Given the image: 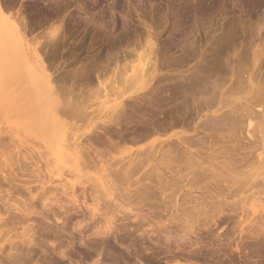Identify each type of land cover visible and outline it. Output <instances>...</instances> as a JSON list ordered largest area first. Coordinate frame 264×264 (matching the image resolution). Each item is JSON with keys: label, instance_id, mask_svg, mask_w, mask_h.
I'll return each instance as SVG.
<instances>
[{"label": "bare ground", "instance_id": "1", "mask_svg": "<svg viewBox=\"0 0 264 264\" xmlns=\"http://www.w3.org/2000/svg\"><path fill=\"white\" fill-rule=\"evenodd\" d=\"M16 2L17 0H0V80H5L4 85L2 83L3 88L0 89V97L3 99L2 103H0L2 109V112H0V125H7L6 127L8 128V131H5L6 129H0V136L3 133H7L6 135L8 136H5L9 140L8 141L5 136H2V138L0 137V264H4V262H6L5 264L34 263V260H31V254L35 247L43 250V245L41 243L48 245V248H50L52 252H55L61 259H68L70 261L71 258L68 253H72L77 244L80 245V248L83 247L82 249L86 248L89 256L90 254L91 256L95 254L99 259L100 257L103 258V254L106 256L104 252L113 249V246H118L126 251L125 253L129 258H133L137 263L138 261H143L139 263L142 264L146 262L144 260L148 262L150 258L148 254L151 253L149 250H151L152 245L154 246L153 240L149 237V234L145 233V228L151 226L153 222L156 226L166 228L168 225L180 227L179 224H181V218L184 214H179V211L183 213L184 210L182 209H186L184 206H188L187 209L189 210H186L190 212L191 222H187L188 224H186L187 226L185 225L184 228L188 231L185 233L183 229L184 235H182L175 246L183 253L186 246H202L198 247L197 252L188 255L185 259L187 260V262L185 261L186 263L176 262L174 264H193L195 263V261L193 262L194 258L197 260L200 256L203 260L201 262L205 264H256L257 262V264H264V238H260L258 235L247 234L245 235V239L241 236L240 240H244L240 242L242 247L240 246L241 249H239L237 245L238 247H235V251L242 253L240 256H244V259L239 260V257V262L235 261L237 263L233 262V257H231L233 259L232 261L228 258L230 262L227 259L228 263L224 261L225 257H229L228 253L231 248L228 253L226 252L227 255L220 253L224 250L228 251V248L222 245L225 244L227 246L226 243H228L230 246V237L227 236V238L225 236L226 238L225 240L223 239V241L226 242L224 243L222 242V237L220 238L218 234L213 236L214 239L212 241L207 242L208 240H206L208 236H210L212 228L221 222L222 219L236 216V214H239V212H237L239 209L245 211V203L244 205L240 204L244 207L240 206L236 210V207L234 208L235 205H238L235 204L236 202L231 203L232 205L227 202L229 196L228 190H223L220 180L217 179L222 177L223 172H225L224 176H227L229 172L240 170V166L249 168L254 162L255 164H263L264 152H258L259 150L256 152V149L261 148H258L257 145L254 146V144L249 151L248 144L243 142L245 139L243 138V140L239 135V128L241 124L244 123L243 125H246V128L242 125L243 129H240L241 131L245 130V132H241V135H243L242 137L245 136V138L249 139L255 135L259 142H263L262 139H264V137L260 139V136L264 135V106H262V108L257 107L258 110H255L256 108L253 110L251 102H249L250 105L247 103L246 105L238 103L234 108L232 107L233 109L231 108L228 110L227 114L223 112L217 115L223 108H227L226 106L233 104H229L226 99L223 98L220 102H223L221 107L219 105V107L211 111L210 114H204L199 118L201 119L204 117V125L206 127L211 125L214 134H219L214 138H210V140L216 143H221L225 140V142L234 145L232 153L225 150L223 147L222 150L215 151L216 153L213 152L214 154H218V156L211 158L213 157L211 153V157L209 155L207 156L206 160H210V163L216 161L215 164H212L218 167L212 166L209 162H202L201 158L199 159V155L196 154L198 151H193V149L198 146L197 144H200V140L202 143L203 139L198 137L199 134H196L197 137L196 135H192L194 137L193 139L192 136L189 137L175 133L165 140H154L149 146H146L145 149L131 153L128 158H115V156L110 154L111 149L116 146L114 140L117 139L122 142L127 141V139L125 141L123 138L122 133L124 132H121L124 120L126 124L133 122L136 129L134 131L132 130V132H135L134 134L139 135V137L143 135L147 137L148 135L151 136V134L158 135L163 132L165 128L169 127L170 124L172 125L174 122L178 123L175 119H178L176 116L180 113V103H183L185 112L188 114L190 112L189 115L192 116L193 114L191 113L194 110L198 109L200 112H203L201 110H209L213 107V104L215 107V103L219 102L223 96L219 98L215 93L217 91L216 89H218L217 87L214 90V86L212 88L208 85L207 81L204 82L206 79H202V81L200 76H196L200 74V70L198 71L199 74H195L193 71L194 75L191 73V77H184L185 79L182 80L181 85L175 82L177 80H174V84L172 83L173 86L171 87L168 85L170 88L165 89V91L162 90L164 87H160V85L158 86L161 89L158 86L155 87L158 81L159 83L160 81L164 83L166 78L161 74L162 69L160 70L161 66L158 64V58L161 54H159V50L156 47V43L153 42L152 37L148 35L138 40V42L136 41V43H134V41L130 42L129 40L130 43L128 45L132 48L130 49L126 45V49L129 48L130 50L123 55L122 60H120V58L117 59V55H112L106 58L105 64L100 63L101 65L96 66L94 64H88V66L85 67V70H83L84 76H86V82L89 81V83L86 84H89L91 87L94 83L93 78L96 79L98 83L97 94L106 92L108 87L111 88V86L107 85V82L113 84L116 80L121 79L123 82L121 80L120 82H122V84L124 83V86L118 88L117 91L113 88L111 89V91H115L112 100H107L110 96L109 94H111L109 91V94L103 95L106 99L103 103L105 113L102 114L101 117H96L94 120L91 119L90 123L84 128H67L57 111L61 99L59 97L63 94L59 92L61 95L59 94L58 97L54 87L55 83L53 84V79H51V75L48 72L49 69L45 66L44 60L41 57L40 51H42L43 45L37 47L38 42L35 43L36 38L34 37L26 42V35L29 32V28L25 18L19 14L21 9L19 12L15 9ZM35 3L36 0H31L32 7L30 6V8L34 7L35 9V7L38 6ZM185 9L186 8L182 11V15L187 19H189L192 14H199L200 16V14L202 15L204 13L203 10L197 13V11ZM49 11H51L50 8H47L43 12L48 13ZM46 36L47 38H45V41L49 43V45L54 46L57 44L59 36H61V29L59 27H54ZM30 41L32 43L31 45L28 44ZM122 42H124V40ZM44 45L46 44L44 43ZM112 46L114 47L115 45L113 44ZM187 53V56L192 54L191 52ZM256 55H259L258 51ZM257 58L258 56L254 57V62L257 61ZM262 58L264 60V56ZM260 64H262V62ZM214 66V69L217 70L218 67H216V65H213V67ZM201 70L203 71V69ZM11 77H21V81L23 80L22 83H25V87L23 89L16 87V82L11 83ZM262 83L264 87V79ZM261 87L260 89L263 90L264 88ZM260 89H258L259 91L257 90V92L261 96L264 91ZM166 93L171 100L178 102V99H182L183 101L179 102V104L177 102L175 104L173 103L176 105L175 107L178 105V108H174L173 105L171 107L173 108L172 112L168 111V109L170 110L171 108L165 109L164 107L162 108L161 105L158 106L159 104L154 105V101L158 97V100L164 99L161 95L164 94L165 96ZM197 95L199 97L201 96V98H203V96L205 97L199 99L203 100V102L200 101L202 107H200V104L197 105V101L199 100L194 101ZM167 96L165 97L168 98ZM72 97L73 96H70V98ZM98 97L100 96L98 95ZM187 98L192 100L191 104L190 99L188 103ZM215 99L217 101H215ZM131 101H138V104L131 107L125 104H129ZM194 102H196V106ZM164 103L165 102H163V104ZM73 104L74 102H72V104L70 102L66 103L70 109L68 110L67 107L68 111L65 110V112L62 108V112L63 114H68V112H70L71 115H74L73 118L76 119V117H79L80 119H78L81 120L82 114L80 113V115L77 113L78 103L77 105ZM157 106L164 111L167 110L168 113L167 111L164 113V111L156 108ZM203 107L206 108L204 109ZM126 108H130V115H126ZM59 110H61V108ZM198 110L197 113H199ZM182 113H184V111ZM200 114L201 113L197 115ZM189 115L186 116L189 117ZM253 115L258 118L255 119L259 124L261 122L260 125L256 122V125H259V127L257 125L259 133L255 132L257 128L254 129L253 122L252 129L255 134L252 132V129H249L251 127V119L249 118L253 117ZM96 116H98V113ZM183 117L181 119H183ZM13 118L16 119V122L11 123L10 120H13ZM191 120H193V116ZM249 130L252 134H250ZM218 131L220 132L218 133ZM29 132L37 133L43 138V148L45 150L47 146H51V152H47L45 155L54 156L55 161H69L75 163L77 166L89 163L97 164L101 167L98 170L100 173H98V175L85 177V174L77 170L72 179H67L65 177L59 180L58 183H54L51 178L53 175L55 176L56 174L57 178L64 177L60 169H57V172L53 175L50 174L51 170L45 169V176L44 172L42 173L41 169L38 167L35 170L30 167H34V164H31L35 161L34 159L36 157L34 158V156L40 158L44 153L38 151L40 148H37V152H35L34 149L23 150L22 147V150H17V147L20 148V146L15 145L14 138H16L19 144H22L24 141L21 139L20 135L23 134L26 136ZM243 132L245 134H242ZM86 133H89L88 136H94L99 139L100 136H102L101 139L103 140H100L103 150L99 151L102 147L98 150L96 147L92 148L91 144L87 146V143H84V140L81 139ZM256 134L258 136L260 134V136L258 137ZM255 136H253V139ZM26 137L24 139H26ZM4 138L8 141L6 143L7 145L4 144L6 142ZM139 139L140 141L142 140L141 137ZM87 140L89 141V139H86V141ZM207 140L206 142L204 141L202 145L200 144L202 148L204 147V143L205 146L206 143H209ZM134 141L135 139H132V142ZM214 142L213 146L216 144ZM22 146H24V144H22ZM35 146L33 145V148H35ZM2 147L5 149L3 148L2 150ZM199 148L201 147L198 146V149ZM254 151L256 152L255 156L253 155L255 153ZM91 152L94 157L91 155ZM252 156L254 157L252 158ZM252 159H254L253 162ZM249 160H251V164H248ZM27 162H30L31 165ZM23 163H27V166L30 168H26V165ZM153 164L155 166L157 165V167H150ZM205 164L209 165L203 168L202 166ZM189 165L191 166L188 167ZM192 165L201 166L195 168ZM104 166L109 167L103 168ZM236 166L239 167L237 168ZM183 170L191 172L190 181L193 182H190V186H183L181 183H177L178 181L172 177V180L171 178L167 180V178H163L166 177L163 174V177L159 176L162 171L179 173ZM140 171L144 172H141L140 175ZM20 172H22V175L26 173L28 177V183L22 186L16 185L18 184L16 180H19ZM137 172L138 175H140L139 178L133 181L132 185H128L126 188L122 187L121 184L128 182ZM208 175L209 177L210 175L212 176V180L210 179L211 181L202 183L206 177L208 178ZM45 177H47L48 180L46 179L45 181ZM81 177H85V183L81 182ZM200 182L203 185H201ZM32 184L36 187L29 186ZM198 184L201 186L196 187ZM21 188H23V190ZM25 192H27L26 197L24 196ZM252 193L254 195L253 190ZM246 194L248 195L247 197H249L250 194ZM246 194L239 198L243 197L245 199ZM89 200L91 201L90 204H88ZM242 201L244 202V200L241 199L240 203H242ZM240 213L243 212L241 211ZM71 217L76 219V222L71 225V230H74V233L77 232L78 237H73L74 234L69 233L70 231L66 232L65 230V226L68 224H66V222L67 220L69 221ZM163 218H166V221L161 223ZM32 219L37 220V223L34 224L35 221ZM181 228H183L182 224ZM37 231L43 232V235L39 234ZM242 232L243 229L240 230L239 234ZM11 234L13 237H10ZM64 237H67L66 245H64L66 242ZM209 238L211 239V237ZM14 240L18 241L15 242ZM165 240L169 242L170 237L167 236ZM212 242H217L216 245H218H212ZM220 243L223 244L221 245ZM5 244L8 245V249H6ZM157 248L162 250L159 246H157ZM170 248L172 247L163 248L166 253V255L164 254L166 256L165 259L168 260L169 258H174L172 255L173 249ZM117 249H115V252H117ZM148 251L150 253H148ZM107 252L106 254L108 255L110 251ZM146 253L148 254L146 255ZM152 254H155L154 250ZM175 254L181 255L177 252H175ZM215 254L218 255L219 259L216 258L217 256H215L216 259H214ZM109 255H111V252ZM219 255L222 257H219ZM248 255L250 256L247 257ZM112 256L110 259L115 258ZM123 257V254L119 255V259H123ZM158 257L156 259H158ZM254 257H258L259 261L254 260ZM151 258L150 260L154 259ZM252 258L253 260H251ZM123 260L128 262L127 259ZM99 261L100 260L92 262L93 264H101L103 260L100 261L101 263ZM115 261L117 262V260ZM241 261L243 262L240 263ZM35 263L37 262L35 261ZM73 263L74 262H72V264ZM114 264H118V262Z\"/></svg>", "mask_w": 264, "mask_h": 264}, {"label": "rangeland", "instance_id": "2", "mask_svg": "<svg viewBox=\"0 0 264 264\" xmlns=\"http://www.w3.org/2000/svg\"><path fill=\"white\" fill-rule=\"evenodd\" d=\"M256 1L257 0H36L35 4L38 5L39 7L36 6L35 7L36 10H35L34 7L30 8V6L32 5L31 0H17L15 9L18 12L21 9L19 14L20 16L25 18L28 25L29 32L26 35V42L30 39H33L32 37H34L36 38L35 43L38 42L37 47L43 45L42 46L43 49L42 51H40L41 57L44 60L45 66L49 69L48 72L51 75V79H53L52 81L53 84L55 83L54 87L58 97L60 93L63 94V95L60 94L61 96L59 98L63 100L60 99V104L57 107V111L58 114L60 115L59 117L66 124L67 128L68 127L84 128L86 125L90 123L91 119L94 120L96 119V117L97 118L101 117L102 114L105 113L104 110L105 107L103 106V103L105 102L106 99L104 98L103 95L111 93L112 95L109 94L111 97L109 96L107 100H112V98L114 97L113 95H115V91H117L118 88H122L124 86L123 85L124 83L122 84L123 80L120 79L122 82H120V80H116L115 83L113 84H109L107 82V85L111 86V88L108 87L106 92L101 91L102 92L101 94H97L98 91L97 80L93 78L94 83L90 87L89 84H86L89 83V81L86 82L87 79L86 76H84L83 70H85V67H87L88 64L89 65L94 64L95 66L101 65L102 63L105 64L106 58L112 55L115 56L117 55L116 56L117 59L120 58V60H122L123 55H125L126 52H129V50L132 48L128 45L130 42L134 41V43H136V41L138 42V40H141L144 38V36L147 37L148 35L152 37L153 42L156 43V47L159 50V54H161V56L159 55L158 58L159 59L158 64L161 66L160 70L162 69L161 74L166 78L165 80L162 79L164 80V83H162L161 81L159 83L158 81V84L156 83L155 87L160 85V87H164L162 88L163 91H165V89H169L170 86L172 87L173 86L172 83L174 82V80H177L175 82H178L177 84L181 85L182 80L185 79L186 76L188 78L194 75V73L199 74L198 71L200 70L199 71L200 74L196 76L198 77L200 76L201 80L206 79L204 80V82L207 81L208 85L212 88L214 86L215 87L214 90L217 87L218 89H216L217 91L215 93L219 96V98L223 96L222 99L220 100L218 99L219 102L217 103L214 102L216 104L215 107L213 104L212 108L209 107L211 109L208 108L209 110H201L203 112H200L197 109L199 113H201L200 115H197L199 114L197 113V110L192 111L191 114H193L192 115L193 120H191L192 116L189 115L190 112L189 114L185 112L183 103L179 104V102H183L182 99H178L179 101L177 102L169 99L167 93L165 96H167L168 98H166L163 94L161 96L164 99L158 100L159 98L158 97L156 99L157 101L156 100L154 101L155 102L154 105L159 104L158 106L161 105L162 108L164 107L165 109H168L171 108L177 102L180 106L179 109L181 108L179 111L180 113L177 114L176 116L178 117V119L175 117L176 118L175 120H177L178 123L174 122L172 123V125L170 124L169 127L165 128V130L159 133L158 135L151 134V136L148 135L147 137H145V135L140 136L142 138V140L140 141L139 135H136L134 134L135 132L134 133L132 132V130L134 131L136 129L133 122L126 124V121L124 120L123 126L121 128L122 130L121 132H124L122 133V135L125 141L126 139L127 141L122 142L121 140L119 141L115 139L116 141L114 140V142H116V146L113 149H111L110 154L115 156V158H121V157L128 158V156L131 153L133 152L135 153L137 150L145 149L146 146H149L154 140L157 139L165 140L167 137L175 133L183 134L184 136L186 135L189 137H191L192 135L199 134L198 137L203 139L202 143L204 141L206 142L207 139H208L207 142L209 143L208 144L206 143V146L204 143L203 144L204 147L202 148V146H200V144L202 145L201 140L198 139L200 140L199 141L200 144L197 142L198 143L197 145L201 148L198 149V146H196L197 148L195 147L193 151L194 152L198 151L196 152V154L199 155V159L201 158L202 162L204 161V163L205 162L208 163L210 160H206V158L208 155L210 156V153L211 156L213 155V157L211 156L210 157L214 158L215 156H218V154H214L213 152L220 151V149L222 150L223 147L225 148V150H228L230 151V153H232L234 150V145L232 143L225 142V140H223L224 142L222 141L221 143H216L210 140V138H214L219 134L217 133L214 134L211 125L209 127H206L204 125V119H203L204 117L201 119L199 118L204 114H210V112L216 110L219 107V105L221 107L222 106L221 104L223 102L222 103L220 102L221 100H223V98L226 99V101L229 104L230 103L233 104L226 106L227 108H223L221 111H219L217 115H220L223 112L227 114L228 110H230L232 107L234 108V106L238 103L243 105L244 104L246 105L247 103L250 105L249 102H251V106L253 107V110L255 108H256L255 110H258L257 107L262 108V106H264V98H263L264 92L261 96L257 92V90L260 89V87L263 85L262 81L264 79V60L262 58L264 56V0H258L260 2L258 1L256 2ZM47 8H50L51 11H49L48 13L43 12ZM184 8H186L185 10H190V11L194 10L195 12L197 11V13L203 10L204 13L202 15L200 14V16L199 14L197 15L192 14L190 18L187 19L185 16L182 15V11L184 10ZM54 27H59L61 29V36H59L57 44L51 46L49 45V43L45 41L46 40L45 38H47L46 34H48V32H50ZM123 40L124 42H122ZM44 43L46 45H44ZM28 44L31 45L32 44L31 41ZM113 44L115 45L114 47L112 46ZM126 45L130 49L129 48L126 49L127 47ZM186 51L189 53L191 52L192 54L187 56ZM257 51L259 52L260 56L256 55ZM255 56H258L256 62H254ZM261 62L263 65L260 64ZM213 65H216V67H218L217 70L214 69L215 66L213 67ZM201 69H203V71ZM0 81H1L0 89H2L5 80L1 79ZM12 82L13 83L16 82V87L18 88L23 89L25 87L24 86L25 83H22L23 80L21 81V77L19 78L11 77V83ZM120 83L122 84V86ZM112 88L115 90L114 92L111 91ZM261 88L264 87L262 86ZM70 89L72 92L70 91ZM262 91H264V89ZM98 95L100 97H98ZM70 96L73 97L70 98ZM196 97L194 101L205 98L204 96L203 98H201V96L199 97L198 95ZM187 99H188V103L191 101L190 102L191 104L192 100L190 98ZM216 99L215 101H217ZM2 100L3 99L0 97V103H2ZM164 100H166L168 104ZM200 101L203 102V100H199L197 101L198 102L197 105L200 104V107H202ZM68 102H70L71 104L72 102H74V104L76 105L78 103L77 113L82 114V115L80 114L82 116L81 120H79L80 119L79 117H78L79 119L77 117L76 119L73 118L74 115H71L70 112H68V114L65 113L63 114L62 112L63 110L68 111L70 109L66 105V103ZM137 102L131 101L129 104L128 103L125 104L131 107L137 105L138 104ZM163 102L165 103L163 104ZM194 104L196 106V102H194ZM158 106L156 108L160 109V107ZM175 106L176 105H174L173 107L178 108V105L177 107ZM60 108L61 110H59ZM126 109H127L126 115H130L131 113L130 108H126ZM160 110L164 111L163 109ZM170 110L168 109L169 112H172L173 108H171ZM166 111H164V113ZM183 111L184 113H182ZM0 112H2L1 106H0ZM97 113L98 116H96ZM186 115L187 116L189 115V117H187ZM182 117L183 119H181ZM255 118L257 117L254 115L253 117L249 118L251 119V127L249 128L250 130L252 129L253 122H254V129L257 128V125L259 124V122H257ZM13 120L12 119L10 120L11 123L16 122L15 118H13ZM95 121L99 122L97 120ZM256 122L258 123L257 125ZM243 124H241V127L239 128V132H240L239 135L242 139L243 138L245 139V140L243 139L244 140L243 142L248 144L249 151L251 149V146L254 144V146L257 145L258 148L259 147L261 148V149H256V152L259 150L258 152L263 153L264 139H262L261 137H264V135L260 136L259 134L260 139H262L263 142L262 141L259 142L258 138L255 135H253L255 136L254 139L253 136L252 138L249 139L245 138V136L242 137L243 135H241V132L242 131L245 132V130L242 131L240 130L243 129L244 126ZM6 126L1 124L0 129L3 130L6 129L5 131H8L7 130L8 128ZM244 128H246V125L244 126ZM258 129L259 128H257V131L255 132L259 133ZM250 130L249 132L250 134H252L254 130L252 129L253 130L252 132ZM219 132L220 131H218V133ZM244 132L242 134H245ZM6 134L7 133H3L1 134L0 137L2 138V136L4 137ZM88 135L89 133L88 134L86 133V135H84L81 138L84 140V143H87V146L91 144L92 148L96 147L97 150L100 149L102 147L101 145V140H103L101 139L102 136H100L101 139L100 140L97 137L88 136ZM6 136L5 138L7 139ZM26 136H24L23 134L20 135L21 139L24 141V143H22L24 144V146H22V144H19L16 138H14L15 145L20 146V148L17 147V150L18 149L22 150V148L23 150L34 149V151L37 152V148H40V150L38 151L40 152L42 151L44 153L40 158H38V156H34V158L36 157L34 159L35 161L31 163L32 165L34 164V167L33 166L30 167L33 168L34 170L38 167L39 169H41L42 173L44 172L45 176H46L45 169L51 170L50 173L51 175L55 174L57 172V169H60L61 172L64 174V177L57 178L56 174L55 176L53 175V177L51 178L54 183H58L59 180H62L65 177L67 179L69 178L72 179L75 176L77 170H80L81 173L85 174V177L98 175V173H100L98 172V170L101 167L100 165L97 164L89 163L86 165L80 164L77 166L75 165V163L69 161L67 162L60 160L55 161L54 156L48 154L45 155V153L51 152L52 148L51 146L50 147L47 146L46 150L43 148L44 147V143L42 140L43 138L39 134L34 132H29L27 133ZM25 137L26 139H24ZM196 137H195V141H196ZM130 138L135 139V141L132 142V139ZM86 139H89V141L88 140L86 141ZM249 140L254 141L255 143L250 142ZM8 141H6L4 144H6ZM213 142L216 143L217 145L214 144L213 146ZM210 143L212 147L210 146ZM32 144L34 146L37 144L38 147L36 145L35 148H33ZM3 148L4 147H2V150ZM101 150H103V147L99 151ZM256 152L253 154L254 156ZM91 155L93 156L92 152ZM254 156H252V158ZM253 160L254 159H252V162ZM250 161L251 160L248 161V164L249 163L251 164ZM263 161H262L263 163L262 165L257 163L255 164L254 162V164H252L253 166L250 165L249 168L244 165L247 169L243 166L240 167L236 166L237 168L239 167L240 170L229 172V175L227 176L226 175L224 176L225 172H223L222 173L223 178L221 177L217 179L220 180L221 187L223 188V190L225 189L228 190L229 196L227 198V202H229L230 204L236 202L235 204H238L234 206V208L236 207L235 208L236 210L240 206L244 205V203L246 204L244 205L245 207L242 206L244 207L245 211L239 209L240 211L237 210L239 214H236V216L222 219L221 222H219L215 227L212 228L211 230L212 235L210 234V236H208V239H206L208 240L207 242H210L214 239L213 236L218 234L220 235V238L222 237L221 239L222 242L224 243L226 241H223V239L225 240L227 236L231 238V242H229L231 243L230 246L228 245V243H226L227 246L223 243H220L221 245L223 244L222 246L228 248V249L226 248L228 251L224 250L223 252L220 253L227 255L229 249L231 248L229 252L231 254L228 253L229 257L227 256V258L226 257L224 258L225 263H228L229 259L232 261L233 259L231 257L234 258L233 262L235 261L239 262L238 261L239 257H240L239 260L244 259V256H240V254L242 253L235 251V247L239 246L238 247L239 249H241L242 247L240 243L242 240V239L240 240L241 236L243 237V239H245V235L254 234V235H258V237L260 238L261 237L264 238V162ZM30 162L27 163L30 164ZM27 163H23V164L26 165V168L29 169L30 167L27 166L28 165ZM212 163L215 164L216 161ZM212 163L209 162V164ZM214 164H212V166L218 167L217 165ZM206 165L207 164H205L202 167L205 168ZM154 166L155 165L153 164L150 167H154ZM181 166L184 167L183 165ZM190 166L191 165H189L188 167ZM192 166L196 168V167H200L201 165L200 166L192 165ZM107 167L109 166H104L103 168H107ZM155 167H157V165ZM241 167H243L244 169ZM141 172L144 171H140L139 172L140 175ZM160 173H161V175L159 174L160 177L163 174L166 177L163 176L162 177L167 178V180H170L171 177L175 178V180L178 181L177 183H181L183 186H190L191 184L190 182H193L190 181L191 179L190 171L183 170L179 173L177 172L170 173L168 171H162ZM25 174L26 173L22 175V172H20V176L21 175L22 176L21 177L19 176L20 181L16 180L18 181L17 182L18 184L16 185L22 186L28 183L27 181L28 177L27 174L26 175ZM140 175H138L137 172L134 175V177H132V179H130L128 182L122 183L121 184L122 187L126 188L128 185H132L133 181L138 179ZM85 177H81L80 179L81 182L85 183L84 182L86 180ZM211 178L212 176L210 175L209 177L208 175V178L206 177L204 181L202 180L203 181L202 183L211 181L212 180ZM46 179L48 180L47 177H45V181ZM202 183L200 182L201 185H203ZM200 184L196 185V187L201 186ZM29 186L33 187L34 185L32 184ZM21 189L23 190V188ZM251 189L254 191V195ZM26 193L27 192L24 193L25 197L27 196ZM246 193L250 194L249 197H247L248 195ZM245 194H246L245 199L243 197L239 198L242 195L245 196ZM238 199L240 201L241 199H243L244 202L242 201V203H240ZM90 203L91 201L89 200L88 204ZM187 207L184 206V208L186 209ZM186 209H182L184 210L183 213L182 211L181 212L179 211V214H184L180 222L183 228H181V224H179L180 227L168 225L166 228V227L156 226L154 222L151 223V226H147L145 228L146 229L145 233L149 234V237L153 240L154 246H159V247L165 246L164 248L172 247L170 249H173L174 251L176 250L175 252L181 254L180 257L178 254H175V252L172 250L174 254L172 252L171 253L174 256V258L173 259L169 258V260L170 262L173 263L176 262L186 263L187 260L185 259L188 257V255L189 254L192 255L193 253L197 252L198 247L202 246V245L200 246L194 245L195 247L186 246L184 248L185 254L183 252H180V250L177 249V246H175L177 245L178 240H180L182 235H184L183 229L185 233L186 231H188L186 230V228H184L185 225L188 224L187 222H191L190 221L191 215L189 214L190 212L187 211L189 209L187 210ZM241 211L243 213H240ZM32 220L35 221L34 224L37 223V220L35 219ZM164 221H166V218H163L161 223H164ZM75 222L76 219L75 218L73 219L72 217L69 221L67 220L66 224L67 223L68 224L65 226V230L66 232L70 231L69 233L74 234L73 237H78L77 232L74 233V230H71L72 229L71 225H73L72 223ZM241 229H243V232L239 234ZM37 232L43 235V232L42 233L40 231ZM167 236L170 237L169 242H166L165 240ZM10 237H13V235L11 234ZM209 237H211V239ZM14 241L17 242L18 240L17 241L14 240ZM66 243H67V239L64 245H66ZM214 243L212 245H216L217 242L215 244ZM41 244L43 245V250L39 249L38 247L37 248L35 247L34 248L35 250L33 249V252L31 254L32 255L31 260L32 261L34 260L33 261L34 263L28 262L27 264H70V262L71 264L72 262H74L73 264H93L94 261H98V260L105 261V262L102 261V263L99 261L101 264L104 263L114 264L117 262L118 264H123V263L129 264L128 262L135 261L133 260V258H129L127 256V254L125 253L126 251L123 248L121 249L118 246H113V249L107 250L111 252V255H109L110 254L109 252L108 254L109 256H108L106 254L108 252L106 251L104 252L106 256H104L103 254L104 259L102 257H100L99 259L93 253L92 256L89 253L90 254L89 256L86 248L84 249L87 252L84 249H82L83 247L80 248L79 244L76 245L75 243L76 246L72 251V253L71 252L68 253V255L70 254L69 257L71 258L70 261L68 259H61L55 252H52V250L48 248V245H45L44 243ZM5 247L6 249H8V245L5 244ZM115 249H117V252H115ZM119 253L123 254L124 256L123 259H127L128 262H126L122 258L119 259V255H120ZM175 255L180 258H177ZM111 256L115 257L116 259L112 258L114 260L113 261L112 259H110ZM215 256H217L216 258L219 259L218 255L216 254L214 255V259H216ZM249 256L250 255H248L247 257ZM89 257L92 258L90 259ZM219 257L222 256L219 255ZM199 258H197V260L195 258L194 260L193 259L192 260L193 262L194 261L195 263L199 262L198 264H200V262L203 260L201 259L202 258L201 256ZM258 259H259L258 257H254V260H258ZM115 260H117V262ZM251 260H253V258ZM35 261L37 263H35ZM242 262L243 261H241L240 263ZM5 263L6 262H4V264ZM201 264H205V263L201 262Z\"/></svg>", "mask_w": 264, "mask_h": 264}, {"label": "flooded vegetation", "instance_id": "3", "mask_svg": "<svg viewBox=\"0 0 264 264\" xmlns=\"http://www.w3.org/2000/svg\"><path fill=\"white\" fill-rule=\"evenodd\" d=\"M151 247V246H150ZM149 247V248H150ZM154 248V249H153ZM159 248H161L162 250H160V249H158L157 248V246H153L152 245V247H151V250H149L148 251V253H150V254H148V253H146V255L148 254V256L150 255V258L152 257V258H154L153 260H150V258L148 259V262H147V260H144V261H146L145 263H142V264H174L173 262H170V260H167V259H165V255H166V253H165V251H164V247H159ZM164 248V249H163ZM158 249V250H157ZM153 250H154V253L155 254H152L153 253ZM159 252V253H158ZM160 255V253H161V255L159 256L158 254ZM163 253V254H162ZM165 254V255H164ZM152 255V256H151ZM154 255V256H153ZM156 256V257H155ZM159 256V257H158ZM167 256H168V254H167ZM158 257V259H156ZM151 258V259H152ZM162 259V260H161ZM149 261H150V263H149ZM155 261V262H154ZM140 262H143V261H138V263L136 262V261H131V263L129 262V264H139ZM257 264V263H256Z\"/></svg>", "mask_w": 264, "mask_h": 264}]
</instances>
